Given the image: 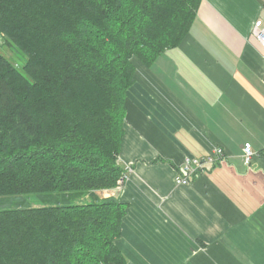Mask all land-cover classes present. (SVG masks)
Masks as SVG:
<instances>
[{"label":"trees","instance_id":"16d2710c","mask_svg":"<svg viewBox=\"0 0 264 264\" xmlns=\"http://www.w3.org/2000/svg\"><path fill=\"white\" fill-rule=\"evenodd\" d=\"M201 2L0 0V37L26 56L0 52V264L127 263L128 205L96 191L126 173L135 60L181 44ZM31 194L44 205L21 201Z\"/></svg>","mask_w":264,"mask_h":264},{"label":"crops","instance_id":"0c3cea01","mask_svg":"<svg viewBox=\"0 0 264 264\" xmlns=\"http://www.w3.org/2000/svg\"><path fill=\"white\" fill-rule=\"evenodd\" d=\"M264 0H202L181 44L136 61L127 91L116 240L126 264H264ZM251 143V163L243 149ZM223 157L188 184V156Z\"/></svg>","mask_w":264,"mask_h":264},{"label":"built area","instance_id":"2783aa9c","mask_svg":"<svg viewBox=\"0 0 264 264\" xmlns=\"http://www.w3.org/2000/svg\"><path fill=\"white\" fill-rule=\"evenodd\" d=\"M252 32L255 37L259 40L260 44L264 48V20L257 19L254 22ZM0 44H2V38L0 37ZM224 151L222 148L218 147L215 150V154L209 155L206 158L198 157V156H188L182 166L177 170L175 175V182L177 184H188L193 178L202 172L207 165H215L223 157ZM244 161L246 164H250L253 156L255 155V151L252 147L251 143H246L243 149ZM127 179V172L124 173L122 180L120 181V186Z\"/></svg>","mask_w":264,"mask_h":264},{"label":"rangeland","instance_id":"374dc122","mask_svg":"<svg viewBox=\"0 0 264 264\" xmlns=\"http://www.w3.org/2000/svg\"><path fill=\"white\" fill-rule=\"evenodd\" d=\"M0 52H2L5 55H7V57L10 58L11 60H13L17 64V66H19V67H21L22 64H24V62L26 60V56L23 55L22 52L18 48L14 47L10 43L5 44L4 40H2V44H0ZM96 193L100 197H105L104 196V192L102 190H98V191H96ZM21 201L23 203H25V204H28V205H31V206H34V207H38V206L44 205V202L41 200V198L38 197L35 194L23 195L22 198H21ZM85 201H89V197L88 196L78 200V202H85ZM6 203L5 204H1L0 207H8L7 204H9V203H7V204ZM17 205L18 204H15V205H12L11 207H14V206H17Z\"/></svg>","mask_w":264,"mask_h":264}]
</instances>
